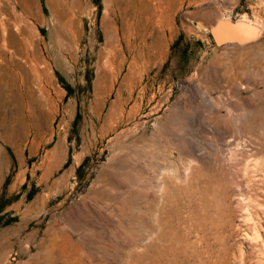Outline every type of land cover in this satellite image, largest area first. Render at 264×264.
<instances>
[{
	"label": "rangeland",
	"instance_id": "1",
	"mask_svg": "<svg viewBox=\"0 0 264 264\" xmlns=\"http://www.w3.org/2000/svg\"><path fill=\"white\" fill-rule=\"evenodd\" d=\"M0 264H264V0H0Z\"/></svg>",
	"mask_w": 264,
	"mask_h": 264
},
{
	"label": "water",
	"instance_id": "2",
	"mask_svg": "<svg viewBox=\"0 0 264 264\" xmlns=\"http://www.w3.org/2000/svg\"><path fill=\"white\" fill-rule=\"evenodd\" d=\"M252 38V32L238 24L224 26L216 32V39L219 42H245Z\"/></svg>",
	"mask_w": 264,
	"mask_h": 264
},
{
	"label": "bare ground",
	"instance_id": "3",
	"mask_svg": "<svg viewBox=\"0 0 264 264\" xmlns=\"http://www.w3.org/2000/svg\"><path fill=\"white\" fill-rule=\"evenodd\" d=\"M22 8V7H21ZM23 9V8H22ZM12 12V11H11ZM236 23H246L249 24L248 21L246 19H241L239 21H236ZM255 26V25H254ZM2 30H3V23H2ZM63 46V45H62ZM3 49V48H2Z\"/></svg>",
	"mask_w": 264,
	"mask_h": 264
},
{
	"label": "trees",
	"instance_id": "4",
	"mask_svg": "<svg viewBox=\"0 0 264 264\" xmlns=\"http://www.w3.org/2000/svg\"><path fill=\"white\" fill-rule=\"evenodd\" d=\"M64 89L66 90L67 93L70 92V89L68 87H65Z\"/></svg>",
	"mask_w": 264,
	"mask_h": 264
}]
</instances>
